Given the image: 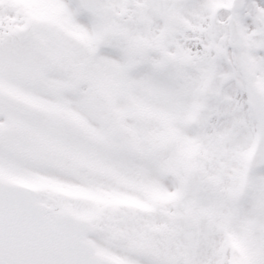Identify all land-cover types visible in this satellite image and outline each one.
<instances>
[{"label": "snow or ice", "instance_id": "1", "mask_svg": "<svg viewBox=\"0 0 264 264\" xmlns=\"http://www.w3.org/2000/svg\"><path fill=\"white\" fill-rule=\"evenodd\" d=\"M0 264H264V0H0Z\"/></svg>", "mask_w": 264, "mask_h": 264}]
</instances>
